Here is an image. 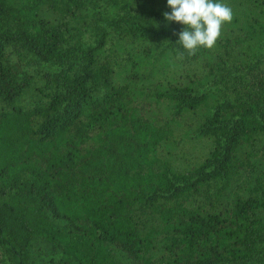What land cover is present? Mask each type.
<instances>
[{"label":"trees","instance_id":"obj_1","mask_svg":"<svg viewBox=\"0 0 264 264\" xmlns=\"http://www.w3.org/2000/svg\"><path fill=\"white\" fill-rule=\"evenodd\" d=\"M240 2L189 54L165 0H0V264H264V0ZM140 53L188 66L167 109L116 79Z\"/></svg>","mask_w":264,"mask_h":264},{"label":"clouds","instance_id":"obj_2","mask_svg":"<svg viewBox=\"0 0 264 264\" xmlns=\"http://www.w3.org/2000/svg\"><path fill=\"white\" fill-rule=\"evenodd\" d=\"M165 4L169 11L162 13L163 20L183 26L175 43L189 54L212 47L222 25L233 17L231 7L220 0H165Z\"/></svg>","mask_w":264,"mask_h":264},{"label":"rangeland","instance_id":"obj_3","mask_svg":"<svg viewBox=\"0 0 264 264\" xmlns=\"http://www.w3.org/2000/svg\"><path fill=\"white\" fill-rule=\"evenodd\" d=\"M224 3L231 7L233 14L237 13V11L242 8L239 0H228ZM228 24L229 22L223 24L222 27ZM153 55L154 54L145 55L142 53L136 55L135 64L137 65V68L134 66L131 67L129 63L125 64V67H123L119 74H117L116 79L123 80V75H121V73H123L124 76H127L129 73L133 72L131 69H136L140 76L137 82H135L136 87H138L137 94L139 96V101L145 102L146 105L150 104L151 107L157 106L164 110L167 109V104L163 103L162 105H158L160 103L156 102L157 98L153 88L162 81L165 82V78L171 79L177 74H183L188 66L185 64L184 66H181L179 63L177 65L173 63L167 64L166 62L158 61ZM146 75H149V77H146ZM184 129L185 125H181L182 138L180 145L176 148L171 145V150L182 154L190 153L191 155L200 149V145L189 137V130Z\"/></svg>","mask_w":264,"mask_h":264}]
</instances>
